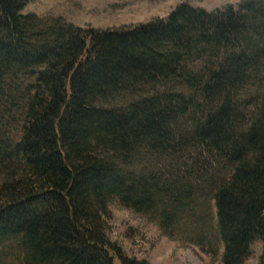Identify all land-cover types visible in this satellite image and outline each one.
<instances>
[{"label":"trees","instance_id":"trees-1","mask_svg":"<svg viewBox=\"0 0 264 264\" xmlns=\"http://www.w3.org/2000/svg\"><path fill=\"white\" fill-rule=\"evenodd\" d=\"M28 1L0 0V112L18 99L22 113L0 142V264L11 250L20 264H152L109 236L112 201L168 229L188 198L159 205L158 181L130 167L140 148L225 169L211 180L222 264L256 242L264 264V0L105 30L23 14ZM250 81L263 90L248 122Z\"/></svg>","mask_w":264,"mask_h":264},{"label":"rangeland","instance_id":"rangeland-1","mask_svg":"<svg viewBox=\"0 0 264 264\" xmlns=\"http://www.w3.org/2000/svg\"><path fill=\"white\" fill-rule=\"evenodd\" d=\"M241 1L29 0L22 13L36 14L48 19H63L82 28L105 30L166 20L182 3H189L211 12L229 5L238 7ZM262 88L263 84L250 81L239 92V107L248 122L258 113L256 111L260 104H257V100L261 98ZM16 101L18 99L13 100V104H8L0 112L1 143H10L20 134L22 113L18 112ZM201 117L202 112H188L187 116L180 117V128L173 129L177 132L187 130L193 125V119L198 120ZM136 152V156H132L130 167L158 181L162 189L159 205H162L161 201L166 205L172 204V201L176 202V199L188 198L185 201L187 212L183 214L182 220L169 223V228L166 229L161 225V214L157 216L137 212L116 198L112 201L111 217L107 220L109 236L120 243L129 256L147 259L152 264H222L224 243L218 225L215 200L211 196V180L220 177L226 170L216 166H204L203 157L201 156L202 161L196 159L198 156L195 151L193 159L188 160L184 159L187 156L185 152L170 155L171 152L165 154L164 151L154 150L150 153L143 148H140L137 154ZM170 189L172 191H169ZM185 190L191 191L187 195ZM170 195L171 199H164ZM166 209L171 210L170 207ZM262 250V243L256 242L252 255L244 264H262ZM19 256L17 250H11L5 256L6 264H20Z\"/></svg>","mask_w":264,"mask_h":264}]
</instances>
